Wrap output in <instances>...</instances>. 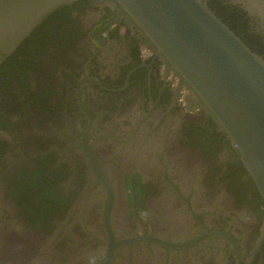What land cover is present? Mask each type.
<instances>
[{
	"label": "flooded vegetation",
	"instance_id": "af4514ba",
	"mask_svg": "<svg viewBox=\"0 0 264 264\" xmlns=\"http://www.w3.org/2000/svg\"><path fill=\"white\" fill-rule=\"evenodd\" d=\"M207 2L264 59V0ZM186 93L115 6L55 8L0 64L3 219L51 264H264L261 197Z\"/></svg>",
	"mask_w": 264,
	"mask_h": 264
},
{
	"label": "water",
	"instance_id": "95a60500",
	"mask_svg": "<svg viewBox=\"0 0 264 264\" xmlns=\"http://www.w3.org/2000/svg\"><path fill=\"white\" fill-rule=\"evenodd\" d=\"M69 1L0 0V64L47 14ZM102 1L140 31L152 54L186 89L187 107L203 110L231 142L264 206V59L207 0ZM1 206L7 204L0 186ZM106 232L107 242H115L108 225ZM47 238L54 237L4 220L0 213V264H51L47 253H32L34 243ZM112 255L109 250L93 259L111 264Z\"/></svg>",
	"mask_w": 264,
	"mask_h": 264
}]
</instances>
